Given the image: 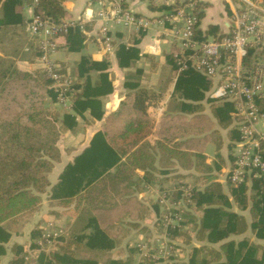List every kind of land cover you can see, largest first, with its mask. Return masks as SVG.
Here are the masks:
<instances>
[{
  "label": "trees",
  "instance_id": "16d2710c",
  "mask_svg": "<svg viewBox=\"0 0 264 264\" xmlns=\"http://www.w3.org/2000/svg\"><path fill=\"white\" fill-rule=\"evenodd\" d=\"M18 2L0 0V26L22 20L15 8ZM63 2L37 0L33 13L61 21L67 16ZM120 4L125 8V2ZM197 5L199 20L204 3ZM196 34L202 37L197 28ZM58 36L64 37L69 49H78L87 37L77 25ZM28 49L30 71L17 69L12 57L0 55V256L10 238L4 223L29 218L46 194L49 206L66 208L67 214L78 216L72 226L65 222L53 249L37 254V264H99V256L108 257L107 264H158L137 257L142 247L133 243L132 229L147 245L152 243L154 251L163 234L167 247L187 252L186 264H264V247L245 235L249 230L252 237L264 239V181L251 177L234 183L222 171L219 130L230 132L228 168L235 161L233 147L240 133L235 110L231 117L232 101L209 97L214 86L205 100L215 122L203 113L200 100L212 77L193 69L180 71L165 113L156 119L159 96L138 87L127 72L125 85L133 90L125 94L116 111L105 116L100 129L48 187V173L60 160L59 131L80 129L77 117L84 112L100 120L101 98L113 86L107 59L83 56L72 71L60 64L58 72L69 80L71 110H65L52 86L54 80L40 63L37 42L31 40ZM116 55L122 67H132L138 57L133 45H119ZM257 62L264 65V44L252 42L242 57L245 73ZM167 64L169 83L178 70L174 54L168 56ZM94 70L98 73L92 76ZM175 94L182 99L175 101ZM258 101L264 109V99ZM209 142L216 150L211 162L204 153ZM260 146L264 157L263 141ZM147 184L160 186L156 196L149 194ZM38 225L32 228L30 241L41 239L43 228ZM30 245L37 247L34 242ZM11 248L8 264H32V259H26V246L13 243Z\"/></svg>",
  "mask_w": 264,
  "mask_h": 264
},
{
  "label": "crops",
  "instance_id": "0c3cea01",
  "mask_svg": "<svg viewBox=\"0 0 264 264\" xmlns=\"http://www.w3.org/2000/svg\"><path fill=\"white\" fill-rule=\"evenodd\" d=\"M117 1L120 3L122 1L125 2L126 10L139 17L152 21L159 18L161 14L174 6L173 0H112L113 3ZM198 1L203 2L204 7L201 8L202 15L197 22V31L200 34L199 36H205L206 38L216 36L217 34L220 35L228 31L233 13L239 10L243 5V0H197V3ZM63 4L67 10V16L65 18L74 21H83L85 25L84 32L87 37L80 41L78 49H69L64 37L58 36L57 42L59 46L57 47L54 57L55 63L66 67L68 71H72L83 56H88L95 61L107 59L108 77L111 79L113 90L111 93L101 98L103 116L100 120H93L88 112H84L83 116L77 117V125L80 128H84L81 130L64 131V133L71 134L73 137L64 138L66 145L63 146L64 150H60V160L54 163L51 171L48 173L50 182L48 187L56 182L57 176L62 168L86 146L90 137L100 129L105 116L116 111L125 94L133 90L125 85L127 72L133 75V80L138 81V87L154 91L155 94L159 96V102L157 103L158 107L155 110V118L157 119V117L165 113L166 103L170 98V93L173 90V84L178 73L184 71L177 70V72L174 73V77L168 83V56L170 54H177L179 48L177 41L169 37L170 33L167 31L169 28L167 23L160 24L154 22L151 27L146 30L136 29L132 26H123L122 24H110L109 34L113 39V48L106 52L103 50L99 37V26L102 21L95 18L96 12L100 8L96 0H64ZM15 8L20 11L22 20L6 27L0 26V55L12 57L17 69L30 71L32 63L28 60V43L32 39L29 35L28 21L34 14L33 0H21V2L17 3V7ZM1 14L2 11L0 10V15ZM210 28L212 30H210ZM119 45H133L137 49L138 57L132 67L120 66L119 59L116 55V50ZM97 73L98 71L94 70L91 72V75L95 76ZM210 80L211 84L204 93L205 97L200 101L204 110L203 113L208 116L210 120L215 122V118L205 98L207 91L216 85L215 83H217L218 79L213 78ZM181 99V97L175 94V101ZM60 106L65 110H71L70 95L67 104ZM151 108L152 107H150L149 110H151ZM166 112H168V110H166ZM231 117L234 118V109L231 111ZM233 124L234 122H232L229 127H233ZM259 126L260 131H264L263 127L261 125ZM219 131L223 138V145L220 149V153L223 156L224 164L221 169L222 171H226L229 165L227 137H230V132L228 129H220ZM210 146L212 147L211 151H209ZM215 151V145L213 143L209 142L206 144L204 148V153L207 156L206 161L211 162L213 160ZM63 153H65V155ZM146 188H148L149 194L153 196H156L160 190V186L151 184H147ZM140 195H142V193H140ZM45 197L46 194L43 195L39 209L29 218L24 220L17 219L16 221H7L4 223L10 233V238L4 243L6 251L4 255L0 256V264H8L13 256V250L11 248L13 243L24 246L27 245L30 240V232L35 222L36 225L41 224L45 219L52 216L56 218V220L61 219L64 220V222L69 221L71 226L76 222L78 214L69 215L66 212V208L49 206ZM244 214L249 219L248 212L244 211ZM76 226H79V224ZM245 235L251 237L255 242L264 247V239L252 237L249 230L246 231Z\"/></svg>",
  "mask_w": 264,
  "mask_h": 264
},
{
  "label": "built area",
  "instance_id": "2783aa9c",
  "mask_svg": "<svg viewBox=\"0 0 264 264\" xmlns=\"http://www.w3.org/2000/svg\"><path fill=\"white\" fill-rule=\"evenodd\" d=\"M105 1L96 0L100 8L95 18L102 21L99 37L106 51L113 48L110 24L146 30L154 22L167 23L169 37L178 43L179 51L175 54L178 70L193 69L218 79L209 97L232 101L240 133V141L233 147L235 161L227 170L229 179L234 183H244L251 177L264 181V157L260 146L264 131H260L259 126L264 129V109L258 102L260 98L264 99V65L255 63L249 73H245L242 66L246 45L252 42L264 44V1L243 0L241 8L233 13L229 30L207 38L196 34L197 0H173L174 6L154 21L126 10L119 1ZM76 25L85 31L83 21L66 18L56 22L33 14L28 21L31 37L40 51V63L54 80L52 86L58 91V101L62 105L68 101L69 80L60 75L52 56L57 50V36ZM49 236L47 230L42 232L41 242L48 241ZM160 240H157L158 244ZM166 247L165 243L160 250Z\"/></svg>",
  "mask_w": 264,
  "mask_h": 264
},
{
  "label": "rangeland",
  "instance_id": "374dc122",
  "mask_svg": "<svg viewBox=\"0 0 264 264\" xmlns=\"http://www.w3.org/2000/svg\"><path fill=\"white\" fill-rule=\"evenodd\" d=\"M29 35L31 36L32 34L29 32ZM112 37V36H111ZM32 40H34L32 37H31ZM101 42V40H100ZM101 45L103 47V50L106 51L104 48V45L103 43L101 42ZM108 52V51H106ZM56 53V51L53 53V56L54 57V54ZM62 105V104H61ZM64 106V105H62ZM82 128L84 127H81L79 130H81ZM75 136V135H74ZM57 141H56V145L57 147L59 148V151L61 150H64V147L66 145V142H64V138L65 137H73L71 134H67V133H64L63 131H59V134L57 136ZM212 150V147L210 146L209 148V151ZM65 155V153H63ZM58 161H55L54 163H56ZM54 165V164H53ZM229 168H227L228 170ZM226 170V172H228ZM233 209H236L235 207H233ZM64 220H61V219H57L54 218L53 216L52 217H48L47 219L44 220L43 223L39 224L37 227H42L43 228V232L45 230H47V233L50 235L49 236V240L47 241L45 239V243H42L41 242V239H34L32 241L29 240V242L27 243L26 248H27V252L29 255H27L26 259L29 258L30 260L32 259V264H37V260H35V258H37V254L43 250V251H50L51 249L54 248V245H55V241H56V237L57 235H59L61 232H62V227H64ZM33 227H36V222L35 224L33 225ZM59 232V234H57L56 232ZM54 233H56L54 235ZM130 237L133 241V243H137L138 246H141L142 247V250L141 252L138 251L137 252V257H140V256H145L146 258H151V259H154L156 260L155 263H158V264H168L170 263L171 261H177V263L179 264H186V261H187V252L184 250L182 251V249L180 250L179 247H175V248H171V246L169 245L168 247H166L165 250H160V247L165 246V243L167 241V238L163 235V234H160L162 236V239L160 240L159 244H158V250L156 249L155 250V246L152 245V243L150 245H147L146 242L142 241L143 238H142V235H140L138 233V231L136 232L135 229H132L131 230V233H130ZM195 243H197L198 241L196 240H193ZM31 242H34L36 243L37 247H35L34 245L31 246ZM157 245V244H156ZM160 246V247H159ZM117 253H114L113 255H115ZM127 254V253H125ZM107 258L106 256H99V259H100V262L99 264H107Z\"/></svg>",
  "mask_w": 264,
  "mask_h": 264
}]
</instances>
